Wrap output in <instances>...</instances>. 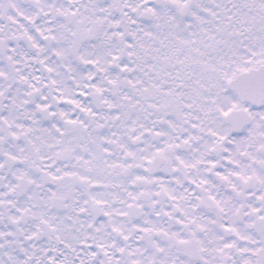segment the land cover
<instances>
[{"label":"snow or ice","instance_id":"6c2138e0","mask_svg":"<svg viewBox=\"0 0 264 264\" xmlns=\"http://www.w3.org/2000/svg\"><path fill=\"white\" fill-rule=\"evenodd\" d=\"M0 264H264V0H0Z\"/></svg>","mask_w":264,"mask_h":264}]
</instances>
